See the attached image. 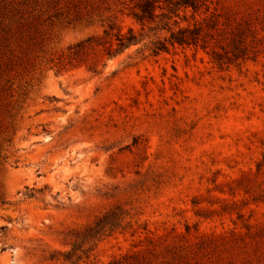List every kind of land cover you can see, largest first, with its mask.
Listing matches in <instances>:
<instances>
[{
	"label": "rangeland",
	"instance_id": "1",
	"mask_svg": "<svg viewBox=\"0 0 264 264\" xmlns=\"http://www.w3.org/2000/svg\"><path fill=\"white\" fill-rule=\"evenodd\" d=\"M114 1L0 0V264H51L56 230L115 203L145 229L103 238L91 264L147 236L191 246L230 232L225 264H264V0H210L258 18L262 46L239 69L192 47L136 51L146 38L73 57L113 17L138 30ZM207 251L198 264L215 263Z\"/></svg>",
	"mask_w": 264,
	"mask_h": 264
},
{
	"label": "trees",
	"instance_id": "2",
	"mask_svg": "<svg viewBox=\"0 0 264 264\" xmlns=\"http://www.w3.org/2000/svg\"><path fill=\"white\" fill-rule=\"evenodd\" d=\"M114 3L116 12L130 17L138 30L128 27L122 32L113 17L102 30V40L87 38L69 47L73 57L84 55V50L91 46H102L103 53L112 57L146 38L136 51H147V55L154 56L175 45L192 47L204 51L218 69L229 66L239 69L246 60H254L258 46H262L256 38L258 21L254 20L258 18L237 16L225 1L118 0ZM92 68L93 62L88 69L94 72ZM139 227L145 229V223H136L128 209L115 203L84 223L64 225L56 230L63 247L52 248L44 258L51 260V264H91L99 241L114 232L128 231L133 235ZM184 227L188 231V226ZM255 232L258 234L255 242L264 238L261 227ZM232 235L233 232L221 237L206 235L191 246L147 236L145 246L112 256L104 264H198V258L209 257L207 250L211 246L218 251V246L227 244ZM220 253L215 255L214 264L233 263V260L225 262L224 257L218 256Z\"/></svg>",
	"mask_w": 264,
	"mask_h": 264
}]
</instances>
